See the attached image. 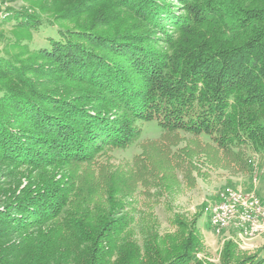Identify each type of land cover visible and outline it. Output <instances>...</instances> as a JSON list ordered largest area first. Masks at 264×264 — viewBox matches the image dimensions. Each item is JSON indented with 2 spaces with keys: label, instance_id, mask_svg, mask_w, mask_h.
<instances>
[{
  "label": "trees",
  "instance_id": "obj_1",
  "mask_svg": "<svg viewBox=\"0 0 264 264\" xmlns=\"http://www.w3.org/2000/svg\"><path fill=\"white\" fill-rule=\"evenodd\" d=\"M181 1L193 16L181 22L180 44H174L168 61L153 55L147 38L135 32L79 24L65 29L62 40L50 39L51 47L41 52L62 60L52 68L62 73L53 76L60 86L42 83L35 91L37 83L18 73L9 78L20 86L2 81L0 135L12 140H0V162L33 170L52 163L91 165L105 148H129L132 124L138 121H156L165 135L178 130L204 135L243 170L249 164L247 148L264 157V0ZM121 2L142 16L171 5L168 0ZM74 52L83 57H73ZM133 59L134 66L127 62ZM18 87L37 93L32 97L37 110L39 101L47 102L52 120L24 113L16 104L29 100L24 91L14 93ZM144 157L134 159L129 175L114 170L104 176L109 169L102 166L105 180L92 184L91 192L75 172L50 179L42 188L21 190L0 212V264H204L197 257L204 211L191 223L176 216L179 238L169 245L161 242L157 226H144L142 248L129 221L156 219L146 214L142 220L131 218L125 208L117 213L137 190L134 176L148 185ZM10 239L19 243L9 246ZM224 250V264H235L233 245Z\"/></svg>",
  "mask_w": 264,
  "mask_h": 264
},
{
  "label": "rangeland",
  "instance_id": "obj_2",
  "mask_svg": "<svg viewBox=\"0 0 264 264\" xmlns=\"http://www.w3.org/2000/svg\"><path fill=\"white\" fill-rule=\"evenodd\" d=\"M120 1L122 0H0V87L3 85L2 81H14L20 86L19 80L9 78L10 74L15 73L25 74L29 82L35 81L37 85L32 87L35 91L45 85L42 83L60 86L59 79L53 76H62V73L54 70L62 60L56 62L57 59L54 58L58 57L50 58L41 52L51 47L50 39L62 40V33L69 31L65 29L81 28L79 24L98 30L103 27L111 32H115L114 27H120L125 33L135 32L143 39L147 38L153 48V55L168 61L174 44L176 43L175 47L180 44L181 22L186 23L192 19L193 13L187 7L188 3L168 0L167 3L171 5L166 11H158L155 15L147 12L142 16ZM97 21L100 22L98 25H92ZM157 22L162 26H158ZM73 57L83 56L74 52ZM136 59L127 62H132L130 65L134 66ZM204 73L209 72L205 70ZM21 89L18 87L14 93L24 91V98L29 101L25 103L22 100L16 105L19 108L23 105L27 115L37 116L43 122L51 121L54 116L52 111H46L50 108L47 102L39 101L40 110H37L32 100L37 93L29 88ZM93 89L97 91L96 87ZM87 92L91 93L89 90ZM98 93L105 103L104 95L97 91ZM32 106L34 113L30 110ZM132 125L135 130L131 146L123 149L105 148L96 155L95 164L52 163L44 165L42 170H33L28 166L20 168L9 162H0V212L5 211L7 204L15 201V195H19L21 190L37 185L42 188L50 179H62L63 173H70L71 176L75 172L78 175L76 177L84 182V189L91 192L94 189L91 185H102L104 176H109L111 171L119 170L122 175H129L134 159L143 154L148 185L144 187L138 183L139 178L134 176L137 190L129 194L130 197L122 201L124 205L117 209L119 213L121 208H125L124 212L137 220H142L143 214L149 215L148 217L153 215L156 219L129 221V230L134 233V240L141 248L144 247V242L140 232L142 233L144 226H157L161 242L169 245L173 239L179 238L180 221L175 220L176 216L186 218L191 223L208 206L218 202L228 188L252 191L264 202V157L257 155L252 148H247L245 158L249 164L248 169L243 170L204 135L196 136L180 130L165 135L156 121H138ZM0 140L5 142L12 138L0 135ZM102 166L109 169L104 172V176L101 175ZM30 180L31 183L28 184ZM133 191L134 189L131 192ZM201 220L198 226L203 229L197 230L201 241L197 257L204 264H224V249L229 243L233 245L232 253L237 255L233 259L235 264L243 261H246L245 264H264V245L261 243L264 241L263 224L258 233L249 236L242 231L237 222L239 220L232 221L219 232L211 226L205 214ZM13 243L19 242L10 239L8 245ZM166 248L165 244L163 249Z\"/></svg>",
  "mask_w": 264,
  "mask_h": 264
},
{
  "label": "built area",
  "instance_id": "obj_3",
  "mask_svg": "<svg viewBox=\"0 0 264 264\" xmlns=\"http://www.w3.org/2000/svg\"><path fill=\"white\" fill-rule=\"evenodd\" d=\"M204 214L211 226L219 232L237 221L245 235H255L264 225V202L252 191L227 189L218 202L208 206Z\"/></svg>",
  "mask_w": 264,
  "mask_h": 264
},
{
  "label": "crops",
  "instance_id": "obj_4",
  "mask_svg": "<svg viewBox=\"0 0 264 264\" xmlns=\"http://www.w3.org/2000/svg\"><path fill=\"white\" fill-rule=\"evenodd\" d=\"M201 222H202V220L200 219L198 225H199ZM199 226H200V225H199ZM199 226H198V228H201V230H202L203 228H202V227H199ZM209 227H210V225H209ZM210 229H211V227H210ZM204 233H205V231L203 232V234H204ZM261 243L264 245V241H262Z\"/></svg>",
  "mask_w": 264,
  "mask_h": 264
}]
</instances>
